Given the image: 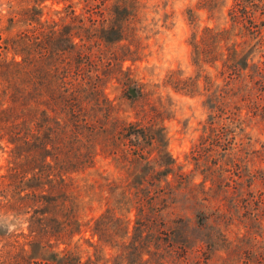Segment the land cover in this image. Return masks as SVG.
I'll list each match as a JSON object with an SVG mask.
<instances>
[{
  "label": "trees",
  "instance_id": "obj_1",
  "mask_svg": "<svg viewBox=\"0 0 264 264\" xmlns=\"http://www.w3.org/2000/svg\"><path fill=\"white\" fill-rule=\"evenodd\" d=\"M44 1L22 0L17 16L31 28L12 43L22 64L13 61L17 70L0 65L2 77L27 78L12 96L15 108L0 114V132L10 124L16 160L26 155L10 175V208L24 216L30 204L37 206L25 243L0 264H264V193L252 188L256 181L264 186V169L252 168L258 152L243 116L252 107L264 118V61L254 63V52H264V0H233L229 21L193 32L195 76L169 77L174 91L206 98L208 123L194 146L190 174L169 150L166 111L151 105L145 83L121 66L137 61L135 27L148 0H63L59 21L42 20ZM225 3L201 0L199 7L213 15ZM187 14L194 24L196 13ZM58 36L63 44L55 50ZM113 80L129 104H140L136 121L119 116L106 92ZM244 151L246 197L238 199L234 189L242 183L234 167ZM100 154L123 177L91 186H99L105 209L86 223L75 176L93 170ZM20 173L32 178L23 183ZM198 173L203 179L197 183ZM28 189L33 192L20 197ZM87 227L97 240H86L94 259L85 262L80 241ZM61 244L67 248L60 250Z\"/></svg>",
  "mask_w": 264,
  "mask_h": 264
},
{
  "label": "rangeland",
  "instance_id": "obj_2",
  "mask_svg": "<svg viewBox=\"0 0 264 264\" xmlns=\"http://www.w3.org/2000/svg\"><path fill=\"white\" fill-rule=\"evenodd\" d=\"M28 1V0H23ZM80 0H74L78 3ZM201 0H148L146 7L141 11L142 24L135 27L136 37L134 40V48H140V53L136 56L137 61H126L121 66L123 70L129 69L132 75L140 82L145 83L146 92L151 94L150 104L158 109L164 110L166 122H163L169 132V150L175 158L176 164L182 166L184 172L191 173L195 169L192 159L195 145H200L204 136V127L208 123L209 112L203 107L206 98L202 96L191 98L185 96L184 93L174 91L168 85L169 77L173 73H180L184 79L194 77L196 67L192 62L191 36L193 32L200 31L207 26H220L229 21L228 11L230 10L233 0H225V6L219 10H215L212 15L205 9H201ZM26 3L22 0H0V65L4 62L9 69H18L13 65V61L22 64V57L16 56L12 47V43L17 39L18 35L31 26L24 25L20 22L21 17L17 16V12L24 8ZM66 4L63 0H45L42 4L43 21L56 20L59 21L61 15L57 12H62ZM196 13L197 20L192 24L188 19V10ZM81 6L76 8L79 14ZM19 21V22H18ZM61 35V34H60ZM54 49L61 48V36L56 38ZM79 42V40H75ZM128 41H123L126 44ZM256 43V41H255ZM116 51L115 48L111 50ZM122 52V51H121ZM122 54H120V58ZM260 57L263 59L260 60ZM264 61V52L260 50L254 52V63ZM21 68V67H20ZM27 78L22 73L19 78H15L14 74L2 77L0 76V114L10 112L15 108L13 101L15 89L19 84L26 85ZM256 86L253 82V87ZM252 87V88H253ZM107 94L114 104L119 108V116L127 118L129 122L137 120V110L140 109V104L131 105L129 101L123 98L122 90L119 89L116 81L107 85ZM26 95V92H25ZM46 98V97H45ZM255 96L252 97L254 101ZM253 104V103H252ZM251 113L248 114L247 109L243 110V116L246 119L245 134L252 138V147L257 150L254 171L264 169V118ZM143 119L142 115L139 117ZM10 124H6L4 131L0 132V257H5L7 254L16 255L20 246L17 243H25L26 234L29 233L30 224L28 219L33 216L35 207L31 204L25 212L24 216L19 214V210H12L10 207L13 202V193L15 188H12V180L10 175L14 174L15 163L21 164L25 161V153L19 156L16 160V146L9 142L11 136ZM248 142V140H246ZM247 151L237 156L240 161L239 165L234 167V178L242 184L235 188V195L238 199L246 197V180L244 173V161H248ZM242 168L243 172L240 171ZM241 172L242 179L238 177ZM22 178L21 173L19 174ZM21 179L25 181L32 178L31 174ZM123 177V174L115 168L110 159L99 155L97 157L96 166L90 172L83 175L75 176V181L81 194V201L84 204V210L81 217L84 222H89L91 219L98 217L105 209V201L100 200V188L96 185V189L90 191L91 186L96 181L104 182V178L115 180ZM103 178V179H101ZM203 177L197 174L196 182H202ZM19 181V180H18ZM20 182H18L19 184ZM28 184L33 185L31 181ZM243 187L240 189V187ZM252 188L258 193H264V186L260 181H256ZM28 191L20 193L23 197ZM28 193V194H29ZM35 205V203H33ZM12 208H19L16 204ZM129 218L133 220V215ZM24 225H27L24 227ZM84 239L80 241V250H82L83 260L86 262L89 257H93L94 249L89 247L86 240L96 243L97 238H92L91 229L87 227L82 233ZM79 236L76 237V241ZM258 240L262 241L260 238ZM67 244H61L60 250H65ZM225 253H220L218 256L224 258ZM219 260V259H218Z\"/></svg>",
  "mask_w": 264,
  "mask_h": 264
},
{
  "label": "clouds",
  "instance_id": "obj_3",
  "mask_svg": "<svg viewBox=\"0 0 264 264\" xmlns=\"http://www.w3.org/2000/svg\"><path fill=\"white\" fill-rule=\"evenodd\" d=\"M27 225H24V227H26Z\"/></svg>",
  "mask_w": 264,
  "mask_h": 264
}]
</instances>
